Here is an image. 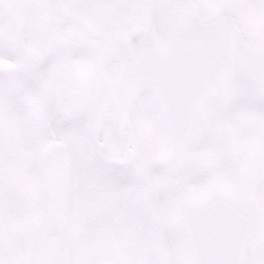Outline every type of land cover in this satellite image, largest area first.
I'll use <instances>...</instances> for the list:
<instances>
[{
	"label": "snow or ice",
	"instance_id": "6c2138e0",
	"mask_svg": "<svg viewBox=\"0 0 264 264\" xmlns=\"http://www.w3.org/2000/svg\"><path fill=\"white\" fill-rule=\"evenodd\" d=\"M0 264H264V0H0Z\"/></svg>",
	"mask_w": 264,
	"mask_h": 264
}]
</instances>
